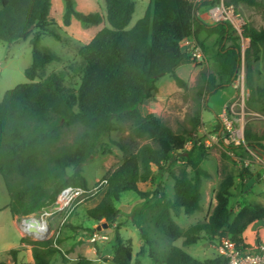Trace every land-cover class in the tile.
<instances>
[{"label": "trees", "instance_id": "16d2710c", "mask_svg": "<svg viewBox=\"0 0 264 264\" xmlns=\"http://www.w3.org/2000/svg\"><path fill=\"white\" fill-rule=\"evenodd\" d=\"M64 1L67 25L73 18L84 24L108 23L79 50L83 61L77 86L68 83L66 70L41 77L56 59L38 50L43 33L56 36L46 22L50 0H0V42L30 39L33 48V62L25 70L27 82L0 99V176L10 195L7 209L12 216L37 217L57 202L64 188L88 189L83 165L116 130L117 122L128 121V141L115 143L125 158L105 175L103 180L108 185L103 197L95 207H88L86 214L94 222L105 220L112 228L120 216L116 202L124 192H135L142 203L130 222L139 230L142 246L134 258L132 241L122 237L118 224L112 260L97 264H141L140 258L146 255L151 264H225L227 259L222 255L200 261L174 244L183 240L184 247L192 246L204 237L220 243L230 240L243 249L254 248L244 234L250 225L264 224V205L243 203L233 215L230 198L235 184L231 175L221 181L216 206L206 221L182 225L177 219L190 218L203 209L202 183L211 177L204 168L209 151L198 137L203 114L209 110L210 97L235 83L242 62L250 91L248 106L264 115V86L259 83L258 68L264 54V24L258 30L245 29L250 46L242 59L232 26L226 22L209 24L199 16L202 7L214 6L220 0H152L131 29L133 0H105V16L84 14L76 10L73 0ZM226 3L238 11L242 6L253 8L264 21V0ZM200 35L215 37L213 57L218 72L201 73L188 123L177 132L162 117L143 113L142 106L155 98L157 83L166 75L180 88H188L176 68L191 59L182 49L186 39L194 37L205 52ZM74 126L81 128L74 142L59 146L64 131ZM245 140L248 147L264 152V130L247 126ZM178 162L183 169L174 174L170 169ZM167 171L174 179L172 196L165 193L161 182L153 191L141 189L143 184L156 185ZM26 242L24 238L21 241ZM29 244L33 246V264H51V256L57 252L53 240ZM9 254L17 262L18 251L10 250ZM78 264L94 263L82 260Z\"/></svg>", "mask_w": 264, "mask_h": 264}, {"label": "rangeland", "instance_id": "374dc122", "mask_svg": "<svg viewBox=\"0 0 264 264\" xmlns=\"http://www.w3.org/2000/svg\"><path fill=\"white\" fill-rule=\"evenodd\" d=\"M73 1L76 10L79 12L106 15L105 0ZM133 1L136 4V8L128 29L133 28L137 24L152 2V0ZM224 1L226 2L227 0ZM239 11L245 20L244 31L241 34L234 31V36L241 47L242 59H244L245 51L250 46V38L245 33V29L258 30L263 26L264 21L260 13L253 8L242 6ZM64 15L65 1L50 0L46 22L56 36L50 33H43L38 44V50L43 53H49L56 59L42 71L41 77L49 76L53 72L66 70L68 83L71 86H77L79 84L78 69L83 61L79 56V50L88 44L103 28L107 27L108 23L104 21L96 25L84 24L73 18L70 25H67L64 21ZM214 43L215 41H211L208 47V50H212V54L215 49ZM213 60L212 64L204 66L203 72L213 74L218 72L214 57ZM32 62L33 48L30 45V39L12 44L0 42L1 100L7 91L27 82L25 70ZM193 62H196V64L200 63L197 61ZM258 68L261 71L259 83L264 86V54L258 64ZM200 75L193 83L187 84V89L181 88L182 93L178 95V103L171 104L166 110L165 104L164 110H162V118L174 131H180L188 123L195 104V89L198 86ZM232 86L236 93L228 101L226 108L229 110L234 125L243 127L244 133L247 126H251L254 131L264 130V115L250 109L248 106L250 91L246 85L244 62H242L238 77ZM215 98V101H217L221 97L217 95ZM217 102L219 103V101ZM163 105L164 102L154 98L142 106V112H156L154 107L160 108ZM204 115L209 116L210 113L205 111ZM219 124L221 122L217 116L215 127L207 129V131H203L204 128L200 127L198 137L205 143L209 151V158L204 163V168L210 173L211 177L204 179L202 183V211L190 218H178L177 221L182 225L196 224L208 219L217 203L216 192L226 175H231L234 178L235 185L230 198V208L233 215L237 214L240 205L243 203L256 202L264 205V152L247 145L234 149L225 147L221 141L215 139ZM129 130L130 123L128 121L117 122L116 130L104 139L97 154L83 165L82 174L88 181V197L77 204L72 216L66 223L61 226L62 215L60 214H55L49 218L51 231L54 233L49 240H53V248L57 251L51 256V264H78L82 260H89L94 264L102 263L103 260L110 261L108 256H113L114 234L118 224L122 227L120 231L122 237L125 240L132 241L133 254L134 258H136L142 241L139 230L132 225L130 217L142 203V200L135 192H124L120 201L116 202V207L120 211V216L116 221L117 224H114L112 228L101 230L109 238L106 241L96 243L89 241L90 234L95 232V230H93L94 221L89 219L86 214V209L95 207L103 197L102 195L106 189L101 190L98 187L105 175L122 164L125 155L115 143H126L129 139ZM80 131L81 128L78 126L66 129L59 146L71 145ZM181 169H183V164L178 162L171 167L170 171L178 174ZM69 172L71 173L72 170L70 169ZM159 182H161L165 193L168 196H172L174 179L168 171L163 174L161 180L156 181V185L143 184L141 189L143 191H153ZM9 202L10 195L3 178L0 176V264H33V246L29 243L39 241L25 237L22 234L17 226L16 219L18 218H14L7 209ZM101 222H105V220ZM244 237L251 247L264 244V224L250 225ZM23 238L27 240L25 244L21 243ZM174 244L200 261L221 256L220 242L206 237L200 240L198 244L192 246L184 247L183 240H178ZM10 250L18 251L17 262L13 261V256L9 254ZM92 259H98V261H93ZM140 260L141 264H151L147 255L140 258Z\"/></svg>", "mask_w": 264, "mask_h": 264}, {"label": "built area", "instance_id": "2783aa9c", "mask_svg": "<svg viewBox=\"0 0 264 264\" xmlns=\"http://www.w3.org/2000/svg\"><path fill=\"white\" fill-rule=\"evenodd\" d=\"M211 24L226 22L239 34L243 30L245 20L240 11L233 5H228L220 0L208 11ZM190 57L193 61L202 62L204 54L198 43L192 45ZM221 122L220 128L215 134V139L221 141L227 148H237L246 145L243 127H236L230 116L229 110L225 107L218 115ZM107 180H103L99 189H106ZM88 189L69 186L64 188L58 195L57 202L42 211L37 217L17 219V226L25 237H30L39 242H44L54 235L51 231L49 218L55 214L62 215L61 226L72 216L77 204L88 197ZM92 243L106 241L108 236L101 231H95L89 236ZM220 253L227 259L225 264H264V244H259L252 249L238 247L230 240H223L220 243Z\"/></svg>", "mask_w": 264, "mask_h": 264}, {"label": "crops", "instance_id": "0c3cea01", "mask_svg": "<svg viewBox=\"0 0 264 264\" xmlns=\"http://www.w3.org/2000/svg\"><path fill=\"white\" fill-rule=\"evenodd\" d=\"M193 1L195 3H200L203 0H193ZM212 7L213 6L207 5V6L202 7L199 11L200 18L204 22L209 23V24H211V22L209 21L208 11ZM135 8H136V4H135ZM199 39L201 41H205L206 50L205 52L202 50L204 54L203 61L196 64V62H193V60L190 59L189 61H186L180 64L176 68V73L178 74V76L182 78L188 85L193 83L196 80V78L199 77V75L203 72V68L205 65H210L214 61L212 57L213 55L212 50L211 49L208 50V47L210 46L211 41H215V37L206 38L205 35H200ZM194 43H197V40L194 37H190L186 39L182 44L183 51H186L187 53L190 54L192 45ZM157 86H158V91L156 93L155 98L159 101L164 102V105L160 106V108L154 107V110L156 112H151V113L157 116L163 117L162 110H164L165 104H166V108H165L166 110L171 106V104H174L175 102L178 103L179 102L178 95L182 93V89L176 84V82L169 75H166L160 78V80L157 83ZM235 93H236V90L234 89V87L229 86V87H226L224 89L217 91L212 97L209 98L208 100L209 110L207 112H209L210 115L205 116L203 114V118H202V127L204 128L203 131L204 130L207 131V129H211L216 126L217 116L221 113L222 109L225 107L228 101H230L234 97ZM217 95L221 97L220 99L217 100L219 101V103L222 102L221 104L215 101L216 99L215 96ZM103 223L105 222H94L93 230L98 231V227L103 225ZM116 224L117 223H115V225ZM22 246L27 247L26 245H22ZM141 246H142V242H141L140 248ZM108 258L112 260L113 256H108ZM92 260L98 261V259H95V260L92 259Z\"/></svg>", "mask_w": 264, "mask_h": 264}, {"label": "water", "instance_id": "95a60500", "mask_svg": "<svg viewBox=\"0 0 264 264\" xmlns=\"http://www.w3.org/2000/svg\"><path fill=\"white\" fill-rule=\"evenodd\" d=\"M33 28H31L30 30H32ZM108 228V224L107 222L105 221V223H103V225L99 226L98 227V231H101L102 229H106Z\"/></svg>", "mask_w": 264, "mask_h": 264}]
</instances>
